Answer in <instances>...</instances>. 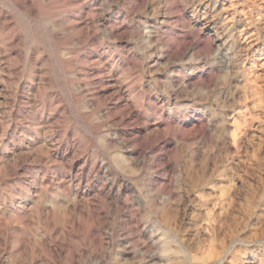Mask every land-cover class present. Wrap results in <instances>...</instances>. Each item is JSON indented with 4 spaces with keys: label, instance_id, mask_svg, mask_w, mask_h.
<instances>
[{
    "label": "rangeland",
    "instance_id": "1",
    "mask_svg": "<svg viewBox=\"0 0 264 264\" xmlns=\"http://www.w3.org/2000/svg\"><path fill=\"white\" fill-rule=\"evenodd\" d=\"M0 264H264V0H0Z\"/></svg>",
    "mask_w": 264,
    "mask_h": 264
},
{
    "label": "bare ground",
    "instance_id": "2",
    "mask_svg": "<svg viewBox=\"0 0 264 264\" xmlns=\"http://www.w3.org/2000/svg\"><path fill=\"white\" fill-rule=\"evenodd\" d=\"M73 22H75V21H73ZM229 34V33H228ZM154 36V35H153ZM225 37V36H224ZM231 37V36H230ZM153 39V38H152ZM228 39H229V37H228ZM220 40V39H219ZM230 40V39H229ZM227 41V40H226ZM221 43V42H220ZM224 44V43H223ZM238 44V43H237ZM239 45V44H238ZM233 45H231V49L233 48L232 47ZM235 48V47H234ZM239 48V47H238ZM223 49V48H222ZM227 49H229V48H227ZM240 53V52H239ZM235 55V54H234ZM237 55V54H236ZM240 55V54H239ZM167 56V55H166ZM159 58V57H158ZM162 58V57H161ZM237 58V57H236ZM236 60V59H235ZM238 61V60H237ZM240 61V60H239ZM160 62V61H159ZM228 65V64H227ZM229 66V65H228ZM178 69V68H177ZM178 84V83H177ZM234 136V135H233ZM144 229H147V228H144ZM148 232V231H147ZM155 236V235H154ZM153 241H155V240H153ZM150 245H148V247H149ZM153 247V246H152ZM148 249V248H147ZM127 252V251H126Z\"/></svg>",
    "mask_w": 264,
    "mask_h": 264
}]
</instances>
